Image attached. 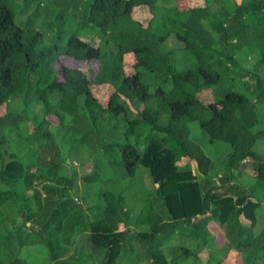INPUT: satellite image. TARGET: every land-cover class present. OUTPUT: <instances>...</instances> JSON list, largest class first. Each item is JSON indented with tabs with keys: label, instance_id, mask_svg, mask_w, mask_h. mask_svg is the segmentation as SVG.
I'll list each match as a JSON object with an SVG mask.
<instances>
[{
	"label": "trees",
	"instance_id": "obj_1",
	"mask_svg": "<svg viewBox=\"0 0 264 264\" xmlns=\"http://www.w3.org/2000/svg\"><path fill=\"white\" fill-rule=\"evenodd\" d=\"M33 1L56 7L55 19L44 23L39 14H27ZM160 1L171 0H0V131L5 121L10 123L0 133V226L7 225L3 235L0 228V264H34L24 256L30 248L45 250L46 264H79L76 256H67L73 248L83 264H116L121 252L131 254L137 247L147 264H205L199 259L201 247L188 240L202 238L206 247L200 224L211 221L228 224L236 244L216 264L264 262V229L252 234L264 203V163L253 150L264 83L256 81L250 98L236 90V77L224 63L232 61L233 39H251L246 38L249 8L264 20V1L234 0L230 25L219 17L229 10L222 0H204V6L172 0L170 8ZM74 2L84 3L79 13H71ZM138 7L153 13L148 25L134 18ZM75 16L82 17L79 29L64 43ZM86 31L94 32L98 45L87 40ZM173 32L184 44L180 51L165 48ZM61 58L99 62L100 73L93 79L65 66L64 81L58 80L52 65ZM81 100L94 130L106 116L123 125L115 141L103 144L99 137L112 171L134 179L141 166L146 168L167 219L148 201L133 220L126 197L106 180L98 192L103 202L89 220L82 206L53 186L61 180L64 162L52 127H77ZM36 104L43 107L41 118ZM195 122L211 144L230 147L225 176L214 193L177 164L179 157L195 162L203 179L211 174L214 158L193 137ZM19 144L31 146L36 158L13 153L11 147ZM249 171L257 172L253 185L231 184L235 175L249 180ZM82 179L103 183L97 166ZM19 216L22 223L15 226L12 218ZM173 230L180 231L181 245L154 246Z\"/></svg>",
	"mask_w": 264,
	"mask_h": 264
},
{
	"label": "rangeland",
	"instance_id": "obj_2",
	"mask_svg": "<svg viewBox=\"0 0 264 264\" xmlns=\"http://www.w3.org/2000/svg\"><path fill=\"white\" fill-rule=\"evenodd\" d=\"M50 1V0H48ZM194 5L204 6V0H188ZM225 5L229 7V10H223L219 17L224 20H229L228 25H230V20L232 13L235 10L234 0H222ZM264 0H236L237 3L254 4L261 3ZM18 3H22L23 0H17ZM177 2V0H176ZM163 7L174 6L171 1H160L158 3ZM181 5H186V0L180 1ZM84 8V3H73V8L71 7V13L75 11L79 13L81 9ZM27 14L37 13L39 14V19L41 22H49L55 19L57 14L56 7H51L47 2L33 1L29 4L26 10ZM25 12V13H26ZM261 14L249 8L246 14V22L250 25L248 30V35L246 38L250 40H242L240 38L233 39L232 43L234 45V51L231 54L232 61H224L228 65L230 73L236 77V90L245 93L248 97L252 98L251 92L255 89L253 88L256 81H262L264 83V23L260 18ZM154 17L153 13L148 7H138L134 12V18L141 21L142 23L148 25V23ZM82 19L80 16H75L73 19L71 33L65 35L66 38L77 31L79 28L78 23ZM85 35L88 37L87 40L92 41L94 45H98V41L94 38L93 31H86ZM184 47L174 32L169 37L165 44L166 49L180 51ZM108 52V49L106 50ZM65 66L78 67L82 69L87 74L95 79L100 73V63L99 62H77L68 58L59 59L52 68L57 71L58 80L64 81L63 69ZM127 73H130V69H126ZM251 88V89H250ZM251 92H250V91ZM258 90V88H257ZM80 114L78 126L74 128H61L59 126L52 127L53 132H55L56 142L61 150V158L63 159L62 170L60 172L59 179L61 180L55 183L53 186L58 188L65 197H72L79 206H82L88 215L89 220H92L93 214H96L97 208L102 204L103 199L99 195V190L101 187L106 186V180H113L111 185L116 193H121L126 197V202L128 207L132 211L133 220H136L140 213L142 212L144 206L148 201H152L157 210L166 218L165 212L162 206V202L158 201L155 196H157L158 185L152 182L149 175V171L141 166L134 179H122L119 172H113L112 165L109 163V152L100 144V139L103 144H109L118 137L120 132H123V125L118 122L115 118H110L106 116V119L102 125L97 129H93L91 121L88 115V109L85 107L84 100L80 102ZM144 107V106H143ZM142 107V108H143ZM18 110L19 107H14ZM34 111L37 113L39 118L44 114L42 105L36 104L34 106ZM94 108L90 106V114H95ZM259 111V124L254 129V133L258 134L256 137V142L254 144L253 150L256 152L263 160L264 163V104L258 105ZM13 112V110H12ZM32 115V113H30ZM10 123L5 121L1 125V131H8ZM12 126V125H11ZM116 126V127H115ZM192 135L196 138L203 146L205 151L209 156L214 158L213 167L211 169V174L208 178L203 179L199 175L197 170V164L195 162L188 163L186 160L178 157L177 164L179 167L184 168L187 166L193 174L198 175L197 182L201 184L202 188L207 191H212L213 193L219 191V186L221 183V178L225 176V163L228 159L230 153V147L228 144L223 142H217L216 144H211L207 136L203 135L199 124L197 122L191 124ZM143 149V147H142ZM4 151V148L1 149ZM11 150L18 156L36 158L32 147L26 144H19L12 146ZM44 157V156H43ZM24 158V157H23ZM36 161V160H35ZM34 161V162H35ZM50 158H47L46 164H48ZM98 167L99 177L103 180V183H97L96 185L87 184L83 181L85 175L90 174L94 168ZM182 170V169H181ZM234 174H237V172ZM256 173L253 171L248 172V179L236 178L234 177L231 184L243 185V188H247L256 178ZM16 189L22 192L21 188L16 186ZM27 195H29L27 193ZM214 205H212V208ZM94 208V209H93ZM95 216V215H94ZM203 216L198 217L197 222L201 223L204 219ZM15 226H19L22 223L23 218L17 217L12 218ZM241 221L245 227L250 226V221L241 216ZM257 224L253 228L252 234L258 235L264 229V203L262 207L257 212ZM6 222L0 226L1 234H4L6 229ZM31 226V224H29ZM200 232L207 239L208 245L203 246V240L199 237L189 238V245H197L201 247V252L199 254V259L205 264H216V262L225 255L228 247L234 248L235 243L233 242V236L230 235L228 224L223 225L220 221H211L208 223L200 224ZM4 230H3V229ZM4 231V232H3ZM182 235L179 230H173L167 235H160L154 243L155 247L165 248L168 246L181 245ZM137 247V246H136ZM138 249V251H137ZM134 249V252L127 253L125 250L121 252L119 259H117L116 264H133V260L137 259L138 264H147L144 262V258H141L139 247ZM67 256H76L75 260H78L79 264H83L81 260L78 259L76 250L69 249ZM76 253V254H75ZM24 256L31 257L34 264H46L47 254L45 250L38 248H30L24 252ZM142 259V260H141ZM194 264V263H191ZM257 264H264L263 261H257Z\"/></svg>",
	"mask_w": 264,
	"mask_h": 264
}]
</instances>
